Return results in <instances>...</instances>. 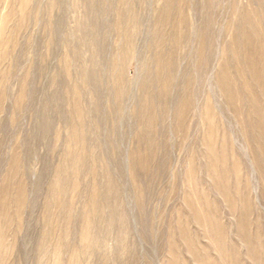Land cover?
<instances>
[{
  "label": "rangeland",
  "instance_id": "obj_1",
  "mask_svg": "<svg viewBox=\"0 0 264 264\" xmlns=\"http://www.w3.org/2000/svg\"><path fill=\"white\" fill-rule=\"evenodd\" d=\"M25 2L0 0V264H264V0Z\"/></svg>",
  "mask_w": 264,
  "mask_h": 264
},
{
  "label": "bare ground",
  "instance_id": "obj_2",
  "mask_svg": "<svg viewBox=\"0 0 264 264\" xmlns=\"http://www.w3.org/2000/svg\"><path fill=\"white\" fill-rule=\"evenodd\" d=\"M28 3V0H26V2H25V4H27ZM253 24V23H252ZM250 27V26H249ZM250 29V28H249ZM249 32V31H248ZM252 32H254V31H251V32H249V38L250 37H254L253 36V33ZM256 33V32H255ZM250 41H248V43H247V47L249 48V60H251V62L253 61L254 62V66H255V69H254V72H255V70L258 72L259 70V68H258V66H257V64H256V54L257 53H255V49H254V46H251L250 45V43H249ZM245 43V42H244ZM238 46V45H237ZM238 48H239V46H238ZM237 51V50H236ZM247 60V59H246ZM248 60V61H249ZM241 62V61H240ZM252 62V63H253ZM249 63H250V61H249ZM259 63V62H258ZM243 66V65H242ZM252 66V64H250V67ZM253 67V66H252ZM251 67V68H252ZM262 69V68H261ZM264 69V68H263ZM242 70V69H241ZM241 72V71H240ZM264 73V72H263ZM251 76V75H250ZM254 76V75H253ZM253 76H251V77H253ZM261 75H259V77H260ZM253 78H255V77H253ZM264 78V77H263ZM251 86V85H250ZM253 87V86H252ZM250 91V90H249ZM251 92V91H250ZM253 94H255L254 92H253ZM252 95V94H251ZM249 97V96H248ZM253 97V96H252ZM256 99V98H255ZM258 100V99H257ZM258 105V104H257ZM256 105V102H255V106H257ZM252 113H254V112H252ZM255 119V118H254ZM256 123V126L257 127H259V128H261L262 127V125H264L263 124V122H262V120L260 119V116H258V118H257V121H255ZM262 131V130H261ZM259 134V133H258ZM264 149V148H263ZM264 152V151H263ZM89 234V233H88ZM87 233L85 234V239L86 240H88L89 239V235H88Z\"/></svg>",
  "mask_w": 264,
  "mask_h": 264
}]
</instances>
